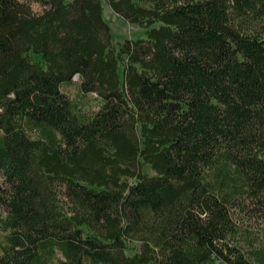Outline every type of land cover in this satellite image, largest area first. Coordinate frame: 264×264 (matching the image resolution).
<instances>
[{
  "label": "trees",
  "instance_id": "16d2710c",
  "mask_svg": "<svg viewBox=\"0 0 264 264\" xmlns=\"http://www.w3.org/2000/svg\"><path fill=\"white\" fill-rule=\"evenodd\" d=\"M105 1L0 0V264H264V0Z\"/></svg>",
  "mask_w": 264,
  "mask_h": 264
},
{
  "label": "rangeland",
  "instance_id": "374dc122",
  "mask_svg": "<svg viewBox=\"0 0 264 264\" xmlns=\"http://www.w3.org/2000/svg\"><path fill=\"white\" fill-rule=\"evenodd\" d=\"M70 1V0H66ZM143 5L146 3L142 0H135ZM103 15L109 23L112 31V40L116 43L122 41L124 38H139L144 36V30L133 23H130L117 12H115L105 0H102ZM35 11H41L43 7L39 3H32ZM63 90L66 94L81 102L87 110H96L99 105V100L95 93L82 94L79 91V79L76 76L70 85L64 86ZM149 172L153 173L149 168ZM62 197V196H61ZM63 199V197H62ZM244 211L241 212L243 223L240 225V234L237 239L245 246V249L250 245L262 246L264 240V209L256 207V203L250 199L245 200L244 205L241 207ZM219 264V263H214Z\"/></svg>",
  "mask_w": 264,
  "mask_h": 264
}]
</instances>
